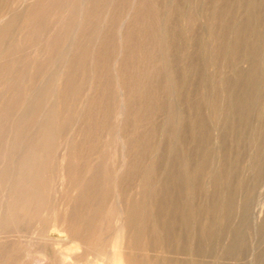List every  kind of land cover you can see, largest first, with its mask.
Wrapping results in <instances>:
<instances>
[{
	"label": "rangeland",
	"instance_id": "rangeland-1",
	"mask_svg": "<svg viewBox=\"0 0 264 264\" xmlns=\"http://www.w3.org/2000/svg\"><path fill=\"white\" fill-rule=\"evenodd\" d=\"M0 180L1 264H264V0H0Z\"/></svg>",
	"mask_w": 264,
	"mask_h": 264
},
{
	"label": "bare ground",
	"instance_id": "bare-ground-1",
	"mask_svg": "<svg viewBox=\"0 0 264 264\" xmlns=\"http://www.w3.org/2000/svg\"><path fill=\"white\" fill-rule=\"evenodd\" d=\"M149 77H150V76H149ZM45 107H46V106H45ZM39 144H40V143H39ZM41 146H42V145H41ZM35 148H36V147H35ZM42 148H44V147H42ZM42 148H41V149H42ZM45 148H46V147H45ZM45 148L42 149V150H44V152H45ZM59 148H60V147H59ZM33 149H34V148H33ZM36 149H37V148H36ZM38 149H40V148H38ZM28 151H29V149H28ZM36 151H37V150H36ZM36 151H34V152H36ZM34 152H32V151L29 152V153H28V156H27L28 159H27V162H26V163L30 166V169L33 168V167H31V164H30V163H32V160H33L34 156H36V155L34 154ZM42 152H43V151H42ZM44 152H43V154H44ZM39 153H40V152H39ZM41 155H42V154H41ZM41 155H39V156H41ZM39 156H38V157H39ZM35 158H36V157H35ZM20 159H21V158H20ZM23 160H24V159H23ZM36 160H37V158H36ZM38 160H39V159H38ZM23 162H24V161H23ZM36 162H37V161H36ZM36 162H34V163H36ZM15 163H16V162H15ZM34 163H33V164H34ZM11 164H13V163H11ZM28 165H27V166H28ZM10 166H11V165H10ZM18 166H19V165H18ZM15 167H16V165H15ZM10 168H11V167H10ZM3 169H4V168H3ZM13 169H14V168H13ZM5 170L7 171V169H5ZM18 170H20V169H18ZM22 170H23V169H22ZM1 171H2V170H1ZM13 171H14V170H13ZM18 172H19V171H18ZM25 172H27V171H25ZM33 172H34V171H33ZM33 172H32V173H33ZM39 172H40V171H39ZM20 173H21V172H19V174H20ZM4 174H6V173H4ZM7 174H9V173H7ZM14 174H15V173H14ZM19 174H17V175H19ZM28 174H29V173H28ZM21 175L25 176L24 173L21 174ZM21 175H20V176H21ZM9 176H10V175H9ZM33 176H36V175H33ZM33 176H31V177H32L31 179H33ZM38 176H39V175H38ZM10 177H11V176H10ZM10 177H9V178H10ZM18 177H19V176H18ZM12 178H13V177H12ZM38 178H39V177H38ZM20 180H21V179H20ZM25 180H26V179H25ZM33 180H35V179H33ZM0 181H1V180H0ZM11 181H12V180H11ZM29 181H30V183H33V182H34V181L31 182V180H29ZM29 181H28V182H29ZM1 182H2V181H1ZM9 182H10V181H9ZM12 182H13V181H12ZM15 182H16V180H15ZM25 182H26V181H25ZM7 183H8V182H7ZM36 183H37V181H36ZM0 184H1V183H0ZM5 184H6V183H5ZM23 185H24V184H23ZM28 185H29V186H28V189L32 190V188H31L32 185H30L29 183H28ZM36 185H37V184H36ZM36 185H35V186H36ZM37 186H38V185H37ZM37 186H36V187H37ZM3 187H4V185H3ZM49 188H50V187H49ZM4 189H5V188H4ZM36 189H37V188H36ZM44 189H45V188H44ZM11 190H12V189H11ZM33 190H34V188H33ZM39 190H40V189H39ZM47 190H48V187H47ZM49 190H50V189H49ZM41 191L43 192V190H41ZM4 193H5V192H4ZM6 193H7V192H6ZM14 193H15V192H14ZM38 193H39V192H38ZM32 194H34V192H32ZM42 194H43V193H42ZM20 195H21V194H20ZM29 195H30V193H29ZM12 196H13V195H12ZM25 196H26V195H25ZM30 196H31V195H30ZM30 196H28V197H30ZM44 196H45V195H44ZM13 197H14V196H13ZM0 198H1V197H0ZM19 198H20V197H19ZM39 198H40V196H39ZM40 199H41V198H40ZM42 199L44 200V197H43ZM43 200H42V201H43ZM3 201H4V200H3ZM8 201H9V200H8ZM37 201H39V200H37ZM12 202H13V201H12ZM19 202H20V201H19ZM19 202H17V203H19ZM22 202H23V201H22ZM4 203L7 204V202H4ZM13 203H14V202H13ZM17 203L15 204L16 206H17ZM38 203H39V202H38ZM0 204H1V203H0ZM8 204H9V203H8ZM8 204H7V205H8ZM35 204H36V203H35ZM41 204H42V203H41ZM7 205H6V206H7ZM10 205H11V204H10ZM36 205H39V204H36ZM19 206H20V205H19ZM30 206H31V205H30ZM8 207H9V206H8ZM22 207H24V205H23ZM6 208H7V207H6ZM6 208H5V209H6ZM18 208H20V207H17L16 210H17ZM38 208H39V206H38ZM119 208H120V207H119ZM0 210H1V207H0ZM4 214H5V213H4ZM6 214H7V213H6ZM8 214H9V213H8ZM17 214H19V213H17ZM22 214H23V213H22ZM26 215H27V214H26ZM26 215L24 216L25 218H26ZM185 216H186V215H185ZM0 217H1V215H0ZM4 217H5V216H4ZM6 217H8V216H6ZM17 217H18V216H17ZM17 217H16V218H17ZM33 217H34V216H33ZM18 218H19V217H18ZM21 218H22V217H21ZM27 218H28V216H27ZM0 220H1V218H0ZM3 220H4V219H3ZM7 220H8V219H7ZM14 220H16V219H14ZM12 221H13V220H12ZM18 221H19V220H18ZM121 221H122V220H121ZM4 222H7V221L5 220ZM9 222H10V221H9ZM25 222H26V221H25ZM10 223H11V222H10ZM120 223H121V222H120ZM5 224H6V223H5ZM0 228H1V227H0ZM1 230H2V229H1ZM30 231H31V230H30ZM0 232H1V231H0ZM20 232H21V231H20ZM2 233H3V232H2ZM74 233H75V232H74ZM0 234H1V233H0ZM26 234H28V233H26ZM25 238H26V237H25ZM32 239H33V238H32ZM0 244H1V243H0ZM36 246H37V245H36ZM74 246H75V245H74ZM156 248H157V247H156ZM67 251H68V250H67ZM24 252H25V251H24ZM26 252L28 253L29 251H26ZM35 252H36V251H35ZM57 252H58V251H57ZM31 253H32V252H31ZM39 253H40V252H39ZM62 253H63V252H62ZM40 254H41V253H40ZM55 254H56V253H55ZM58 254H59V252H58ZM63 254H64V253H63ZM56 255H57V254H56ZM61 255H62V254H61ZM227 255H228V254H227ZM29 256H30V255H29ZM58 256L60 257V255H58ZM58 256H57V257H58ZM40 257H41V256H40ZM59 257H58V258H59ZM25 258H26V257H25ZM29 258H30V257H29ZM26 259H28V258H26ZM26 259H25V262H24V263H26ZM40 259H41V258H40ZM61 259H62V258H59V261H60ZM29 261H30V260H29ZM29 261H28V263H29ZM32 261H35V260H32ZM37 261H38V260H37ZM61 261H62V260H61ZM21 262H22V261H21ZM127 262H128V261H127ZM138 262H139V261H138ZM19 263H20V262H19ZM117 263H119V262H117ZM0 264H1V263H0ZM21 264H22V263H21ZM61 264H62V263H61ZM63 264H64V263H63ZM121 264H122V263H121ZM140 264H141V263H140Z\"/></svg>",
	"mask_w": 264,
	"mask_h": 264
}]
</instances>
